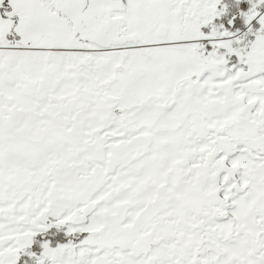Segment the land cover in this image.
Returning <instances> with one entry per match:
<instances>
[{"label": "snow or ice", "instance_id": "obj_1", "mask_svg": "<svg viewBox=\"0 0 264 264\" xmlns=\"http://www.w3.org/2000/svg\"><path fill=\"white\" fill-rule=\"evenodd\" d=\"M0 264H264V0H0Z\"/></svg>", "mask_w": 264, "mask_h": 264}]
</instances>
